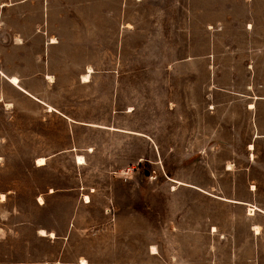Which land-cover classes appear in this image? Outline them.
Wrapping results in <instances>:
<instances>
[{"label": "rangeland", "instance_id": "1", "mask_svg": "<svg viewBox=\"0 0 264 264\" xmlns=\"http://www.w3.org/2000/svg\"><path fill=\"white\" fill-rule=\"evenodd\" d=\"M97 3L113 10L75 22L82 42L53 49V81L32 78L69 118L0 78V264H264V213L248 210L264 207V137L244 87L251 62L264 81V12L251 32L238 0ZM47 47L19 44V66Z\"/></svg>", "mask_w": 264, "mask_h": 264}, {"label": "crops", "instance_id": "2", "mask_svg": "<svg viewBox=\"0 0 264 264\" xmlns=\"http://www.w3.org/2000/svg\"><path fill=\"white\" fill-rule=\"evenodd\" d=\"M20 1L22 0H0V44H10V49L8 51H0V78L7 81L14 90L28 95L46 107L51 106L54 109L51 111L59 112L65 117L69 118L67 115L68 113H64L63 111L60 112L55 106L47 103L43 99L44 96H39L37 93H35L36 90L33 87L34 79L32 78L34 75H41L43 81L52 82V73H49L48 70L55 69L53 66L55 60V53L53 49L56 47V45L60 43L82 42V39L78 38L81 32V25L76 26L75 22L88 19L90 22L93 20L95 23H97L99 16L103 13V10L106 11L105 17H108V11H112L113 7L110 5V3H108L105 5L104 9L101 10L98 7L97 0H90V2H83L82 0H31L41 3L44 7L45 5H47V7L49 6L54 12V16L51 18L50 22H48L47 25H44L39 22L32 23L28 19L22 17V13L18 15L15 7ZM238 2L243 11L240 16H236V19L242 23L245 22L246 31L252 32L251 29L253 22L255 23L258 19H260L261 15H263L264 0H238ZM99 11L100 13H98ZM110 16L112 17V14H110ZM209 26H211V24ZM51 38H53V40ZM32 41H46L50 46L47 47L46 51L41 52V54H39L40 56L36 58L37 62L39 63L36 64L37 69H34L35 64H33V57L21 58V60H19V66L18 55L16 53L19 44H26ZM7 58L8 61L6 60ZM257 58L254 61L256 65L259 64ZM44 60L46 65L44 64ZM260 65L263 67L264 63L260 62L259 66ZM248 67L252 69L253 77L250 79L249 83L244 84V87L245 89L251 91L252 95L248 97L251 99V101L247 103L245 111L248 112L249 117L251 120H253V125L256 127V132L253 134V139H255L256 137H264V118L262 113H260L258 110L259 104L264 102V94L255 93V91L257 92L264 90V81L262 80V77L259 76L258 78V75H255L254 67L255 69L257 67H253L252 62L249 63ZM89 68L91 69L90 72L88 71ZM57 69L60 68L57 67ZM85 70L86 72L82 73V75L88 73L90 74L93 69L91 66H87ZM69 72L71 74H81V71L78 70H71ZM254 76L255 79H253ZM12 77H15L17 81L13 82ZM80 80L81 82L89 81H83L82 78H80ZM258 80L263 81L261 82L262 84H258ZM250 105H252V107ZM249 144L252 143L250 142ZM253 189H255L254 185L251 187V190ZM1 194L4 195L2 192ZM238 200L239 199H236L234 201L238 202ZM40 203L42 204V202ZM240 203L247 202L240 200ZM257 207L260 208V212L263 213L264 207Z\"/></svg>", "mask_w": 264, "mask_h": 264}, {"label": "bare ground", "instance_id": "3", "mask_svg": "<svg viewBox=\"0 0 264 264\" xmlns=\"http://www.w3.org/2000/svg\"><path fill=\"white\" fill-rule=\"evenodd\" d=\"M51 39L53 40V38H51ZM88 71H91V69L89 68ZM88 77H89V73L82 75V78L85 81L88 80ZM12 81L13 82H16L17 79L15 77H12ZM250 106L252 107V105H250ZM49 107H50V110H53V108L51 106H49ZM94 125L104 126V125H100V124H94ZM110 128L111 129H118V128H115V127H110ZM126 131H130V130H126ZM134 132L136 134H141L140 132H136V131H134ZM252 147H253L252 144H249V148H252ZM76 160H77L78 163H82L84 161V157L82 155H77L76 156ZM44 163H45V157H43V156L42 157H37V159H36V164L37 165H42ZM174 180L177 181L179 184L184 183V182H182L180 180H176V179H174ZM195 187H197V186H195ZM197 188H199V187H197ZM223 198L226 199V200H230V201L236 200V199H230V198H226V197H223ZM38 200H39V202H42V198L41 197H39ZM85 200L86 201H89V196L88 195H85ZM238 202H240V201L238 200ZM248 210H249V214H254L256 210L261 211V209L258 208L254 204L253 205L252 204H249ZM263 213H264V209H263ZM253 227H254L255 233L258 234L259 233L260 226L258 224H255ZM213 230H215L214 226H213ZM39 233L40 234H46L44 229H40L39 230ZM50 235L53 236L54 235L53 232H50ZM85 262H86L85 260H82V263H85Z\"/></svg>", "mask_w": 264, "mask_h": 264}, {"label": "water", "instance_id": "4", "mask_svg": "<svg viewBox=\"0 0 264 264\" xmlns=\"http://www.w3.org/2000/svg\"><path fill=\"white\" fill-rule=\"evenodd\" d=\"M147 173V172H146Z\"/></svg>", "mask_w": 264, "mask_h": 264}]
</instances>
